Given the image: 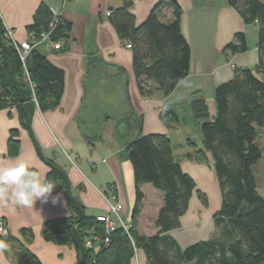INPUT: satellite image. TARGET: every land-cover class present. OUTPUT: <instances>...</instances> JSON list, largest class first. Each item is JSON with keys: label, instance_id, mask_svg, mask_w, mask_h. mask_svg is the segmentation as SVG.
I'll return each mask as SVG.
<instances>
[{"label": "crops", "instance_id": "obj_1", "mask_svg": "<svg viewBox=\"0 0 264 264\" xmlns=\"http://www.w3.org/2000/svg\"><path fill=\"white\" fill-rule=\"evenodd\" d=\"M160 1L133 0L130 11L137 27ZM170 1H176L180 7L181 30L191 48V69L169 96L151 82L145 84L150 90L148 97L139 91L132 49L120 41L110 21L111 14L123 7L124 0H0V17L18 42L30 40L27 28L41 4L72 25L67 51L63 52L64 43H52L49 37L40 38L34 48L63 70L65 88L56 110L42 113L37 108L33 130L45 156L67 173L72 194L86 216L96 218L108 213L103 195L119 193L127 207L126 198L135 188L127 154L129 142L140 135H165L171 139L175 159L196 184L189 209L181 217V228L170 232L185 249L218 237L214 216L222 205L216 174L198 155L199 151L205 156L208 152L201 131L204 121L192 117V104L197 99L204 100L209 109L208 120L214 119L215 89L231 81L236 68L253 69L258 65L259 26L247 24L227 0ZM167 4L158 11L165 24L173 23L176 13L175 7ZM239 33L246 35L248 51L226 53V46ZM164 111H174L179 117L178 123L170 122L172 128L161 119ZM192 120L199 134L196 140L186 131L187 122ZM13 130L20 141L15 156L8 154ZM189 155L192 157L188 158ZM20 161L34 164L47 177L51 171L39 159L22 124L21 113L12 107L0 111V165ZM57 192L63 194L61 202L53 205L37 201V212L9 208L0 202V219L11 229L9 237L4 238L8 250L0 253V264H81L74 246L58 245L43 237L46 223L71 216L65 191ZM142 192L145 199L137 231L150 237L157 233L155 220L163 197L150 185L143 186ZM198 192L207 196L208 206L201 202ZM130 264H148L145 252L137 250Z\"/></svg>", "mask_w": 264, "mask_h": 264}, {"label": "trees", "instance_id": "obj_2", "mask_svg": "<svg viewBox=\"0 0 264 264\" xmlns=\"http://www.w3.org/2000/svg\"><path fill=\"white\" fill-rule=\"evenodd\" d=\"M227 1L247 24H258L259 61L253 69L236 68L234 78L215 89L217 113L214 119L208 120L209 109L204 100L197 99L192 104V117L204 121L201 126L203 145L212 159L209 160L203 151H199L198 155L201 162L213 168L222 197L220 212L214 219L218 237L183 249L170 236V232L181 227V217L189 209L196 184L175 159L174 146L168 136L140 135L127 145L136 188V202L130 219L132 240L118 228L110 236L108 248H102L98 253L86 250L87 264H130L135 252L140 249L145 252L148 264H264V197L258 192L254 172V167L263 157L258 136L259 131L264 129V0ZM166 3L176 9L175 21L169 24L163 23L158 15ZM132 5L133 0H124L123 7L111 14V24L120 41L132 45L134 73L141 95L149 96L150 90L145 84L151 82L169 96L191 69V48L181 30L180 7L176 1L161 0L147 20L137 27L135 16L130 11ZM53 19L51 9L41 4L27 30L38 39L43 33H48L52 43L65 44V52L72 25L60 18L52 28ZM4 34L5 27L0 17V38L15 55L16 80L15 86L10 74L9 56L0 45V111L17 108L24 126L17 88L31 101L36 98L40 112L53 111L61 104L65 73L51 64L45 55L33 50L27 62V76L18 54L5 40ZM247 51L244 33L236 34L225 48L226 53L233 55ZM254 71L262 80L255 77ZM29 81L34 86L35 97ZM161 119L169 128H172L170 122H179L174 111L162 112ZM138 121L141 131L142 118ZM19 150L18 134L13 130L8 154L15 156ZM47 178L54 181L56 192L66 190L64 181L56 172L51 170ZM145 185H150L163 197V205L155 220L157 233L150 237L137 231L145 199L142 187ZM198 195L206 206L207 197L201 192ZM68 205L71 216L46 223L43 237L58 245L74 246L81 260L73 241V227H70L78 221L79 213L73 204ZM95 226L96 218L88 216L81 223L74 224L83 240L85 231ZM99 232L105 235L102 229ZM27 256L34 259L30 254Z\"/></svg>", "mask_w": 264, "mask_h": 264}, {"label": "clouds", "instance_id": "obj_3", "mask_svg": "<svg viewBox=\"0 0 264 264\" xmlns=\"http://www.w3.org/2000/svg\"><path fill=\"white\" fill-rule=\"evenodd\" d=\"M62 195L61 192H56L54 181L42 174L34 164L20 161L0 165V202L6 207L36 211L37 201L57 205L61 202ZM10 231V228L0 227V253L8 250L4 238Z\"/></svg>", "mask_w": 264, "mask_h": 264}, {"label": "built area", "instance_id": "obj_4", "mask_svg": "<svg viewBox=\"0 0 264 264\" xmlns=\"http://www.w3.org/2000/svg\"><path fill=\"white\" fill-rule=\"evenodd\" d=\"M53 17L54 19L51 25L52 28L60 20V17L57 13H53ZM45 37L46 38L49 37V34L43 33L41 35V38H45ZM4 38L18 54L22 64V68L26 73V75L28 76V66H27L28 58L33 52L35 46L39 43L40 39H38L37 36L33 33L30 34L29 41L18 42L14 37L13 31L8 28H5ZM126 47L128 49H132V45L130 43H127ZM29 84L34 96V86L31 83V81H29ZM33 102L38 108V103L36 98L33 99ZM103 196L108 205V213L106 215H101L96 217V226L85 231V239L83 240L85 249L91 251L92 253H98L100 249L108 248L111 244L110 236L118 228H121L124 231V233L132 240V235H131L132 224L130 221H126L127 207L125 201L120 197L119 193L111 196H107V195H103ZM0 227L8 228V225L4 219H0ZM100 229H102L105 235L102 236L100 234L99 232ZM9 235L7 237H9Z\"/></svg>", "mask_w": 264, "mask_h": 264}, {"label": "water", "instance_id": "obj_5", "mask_svg": "<svg viewBox=\"0 0 264 264\" xmlns=\"http://www.w3.org/2000/svg\"><path fill=\"white\" fill-rule=\"evenodd\" d=\"M0 45L2 46V48L5 50V52L9 56V59H10V74L13 77L14 83H15V86H16V80H15V55H14L13 51L11 50V48L9 46H7L2 41L1 38H0ZM254 75H255V77L257 79L262 80V77L258 73H256L255 71H254ZM17 90H18V93H19V96H20V101L22 103V111H23L24 118H25L24 128L27 130V132L30 135V138H31V140L33 142L35 151H36L39 159L41 160V162H43V164L45 166L50 168V170L56 172L62 178V180L65 183V188H66L65 193H66L67 202L73 204L75 206L76 210L79 213L78 221L74 222L73 224H71L70 227H73V229H72L73 241H74L75 246L77 247V249L80 252L81 264H87L86 263V249L84 247L83 238L80 235V233L78 232V230L76 228H74V224L75 223H81L82 220L85 218V216H86L85 210H84L83 206L74 198V196L72 194L71 182H70V179H69L67 173L64 172L56 163H54L55 161L52 162L51 159H48L45 156V154H44V152H43V150H42V148H41V146H40V144H39V142H38V140H37V138L35 136V133H34V130H33V121H34L35 113H36V110H37V107H36L35 103L33 101H31V99L29 97H27L24 93H22L18 88H17ZM206 156H207V158L209 160L212 159V156H211L210 153H207Z\"/></svg>", "mask_w": 264, "mask_h": 264}, {"label": "rangeland", "instance_id": "obj_6", "mask_svg": "<svg viewBox=\"0 0 264 264\" xmlns=\"http://www.w3.org/2000/svg\"><path fill=\"white\" fill-rule=\"evenodd\" d=\"M121 126H123V124ZM196 128H197V125H196V123L193 120L190 121V122L189 121L187 122L186 131L189 134H191V136L194 137L195 140L199 139V134L197 133V129ZM258 142H259V145H260V147H261V149L263 151V157L259 161V163L254 167V172H255L256 180H257V184H258V192H259V194L262 197H264V129H261L259 131ZM105 144L108 145V142H106ZM99 159H100V156H99ZM99 161H101V160H99ZM198 197H199V195H198ZM199 199H200V197H199ZM126 201H127L126 221H130L131 215H132V211L134 209L135 202H136V188H134L133 194L130 195V198H129V196L126 198ZM201 202L203 203L202 200H201ZM208 204H209V201H208ZM208 204L206 206H208ZM215 216H214V219H215Z\"/></svg>", "mask_w": 264, "mask_h": 264}]
</instances>
